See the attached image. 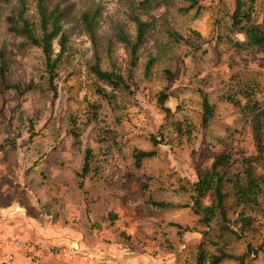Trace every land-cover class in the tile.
<instances>
[{"label":"rangeland","instance_id":"obj_1","mask_svg":"<svg viewBox=\"0 0 264 264\" xmlns=\"http://www.w3.org/2000/svg\"><path fill=\"white\" fill-rule=\"evenodd\" d=\"M25 1V18L37 25L34 1ZM143 1H67L70 41L58 65L55 96L42 51L8 31L7 19L23 10L20 0H0V205L9 216L0 217V237L7 244L0 264H195L205 234L222 235L234 255L250 247L251 259L244 264H264V190L253 210L238 205L233 194L228 198L235 231L241 212L252 220L240 237L220 231L217 221L205 228L183 207L192 205L198 173L209 170L217 156L256 154L242 109L228 96L243 100L239 88L249 87L264 108V52L249 47L246 36L234 30L237 0H151L145 8ZM245 2L253 22L264 28V0ZM96 9L101 67L121 74L129 91L113 93L91 72L95 47L80 16ZM134 16L151 27L135 66L117 37L121 29L135 38ZM196 34L202 38L198 51L175 39ZM2 59L7 84L29 88L23 96L4 87ZM100 89L112 94L111 102ZM200 90L215 106L206 129ZM161 94L168 96L163 106L169 112L162 109ZM71 120L79 129L78 146ZM86 148L93 151L92 170L82 180ZM135 149L157 155L137 168ZM228 172L230 177L238 170ZM150 197L175 207L152 208ZM208 249L213 253L216 246Z\"/></svg>","mask_w":264,"mask_h":264},{"label":"trees","instance_id":"obj_2","mask_svg":"<svg viewBox=\"0 0 264 264\" xmlns=\"http://www.w3.org/2000/svg\"><path fill=\"white\" fill-rule=\"evenodd\" d=\"M33 1L39 20L38 24L36 25L25 18L27 3L25 0H20L23 10L20 11L18 17L10 16L7 19L8 31L25 38L30 45L42 51L46 63V72L49 75V89L56 96L57 86L55 79L57 78L58 65L62 56L68 51V43L70 41L69 28L66 26V22L70 19L68 14L72 5L67 4L68 0H58V3L54 6L50 5L49 0ZM150 1L140 2V7L149 6ZM251 14L252 7L247 8L245 0H237L236 9L232 16V26L238 34L246 36L249 47L259 48L264 52V28L253 22ZM99 16L100 12L98 9L84 11L80 16L81 26L95 47V63L91 67V72L100 82L111 88L113 93L117 90L129 91L130 86L121 74L115 71L103 70L101 67V57L96 48V30ZM132 20L137 26L135 38L132 39L121 29L118 31L117 37L131 51L132 64L135 66L138 52L146 43L151 27L149 22L141 20L138 16H134ZM175 39L177 42L184 43L190 49L198 51L202 38L199 34H196L194 38L185 39L176 36ZM56 47L59 48L57 53ZM154 63L155 61L153 60L149 62L146 74L151 72ZM5 72L6 63L2 59L1 79L4 87L17 90L20 96H23L29 88L22 90L19 85L9 86L5 78ZM239 91L243 100H238L235 96H228V100L234 105L241 107L244 115V124L252 136L256 154L246 155L243 152H239L240 157L238 159H234V155L231 153H222L217 156L209 170L198 173L197 181L191 189L193 193L191 197L192 205L183 206L185 208L190 207L199 217V224L205 228H209L214 221H217L220 231L232 233L237 237H240L239 233L243 234L251 226L252 220L250 216L246 215L245 211L241 212L237 219L240 228L239 231H235L230 226L228 198L233 194L238 205L253 210L260 207V196L264 190V172H262L264 169V108L255 98L251 88L242 86ZM99 94L108 102L112 101V94L105 89H100ZM200 96L202 99V126L206 129L215 118V106L211 104L209 95L205 91L200 90ZM167 98L168 96L165 94L160 96V104H162V109L165 112H169L163 106ZM243 101L245 102L244 104ZM71 126V137L74 145L78 146L81 140L76 121L71 120ZM152 142L154 145L158 144L155 138H153ZM92 154L91 148L85 149L82 172L79 174L82 180L88 178L91 173ZM156 155V151L153 150L135 149L133 152L135 167L141 168L145 160ZM235 167L238 173L228 177L229 169ZM227 184H231L230 192H226ZM147 204L159 210L175 207L170 203L156 201L151 197L148 199ZM210 245L216 246L215 252L209 251L208 247ZM251 256L250 247L242 255H234L225 249L222 235L207 238L205 234L200 240L195 264H221L225 260H234L238 261V264H244L251 259Z\"/></svg>","mask_w":264,"mask_h":264},{"label":"built area","instance_id":"obj_3","mask_svg":"<svg viewBox=\"0 0 264 264\" xmlns=\"http://www.w3.org/2000/svg\"><path fill=\"white\" fill-rule=\"evenodd\" d=\"M16 246H21L19 243L15 244ZM7 246V244L4 242V240L0 237V254L4 250V248ZM26 251H32L30 247H25ZM100 264H106V263H100Z\"/></svg>","mask_w":264,"mask_h":264},{"label":"crops","instance_id":"obj_4","mask_svg":"<svg viewBox=\"0 0 264 264\" xmlns=\"http://www.w3.org/2000/svg\"><path fill=\"white\" fill-rule=\"evenodd\" d=\"M5 211V209H4V207H2L1 205H0V217L2 218V219H5V220H7L8 218H9V216H7L6 214H4V211ZM7 211V210H6ZM13 213H15V212H13ZM11 215H13V214H11Z\"/></svg>","mask_w":264,"mask_h":264}]
</instances>
